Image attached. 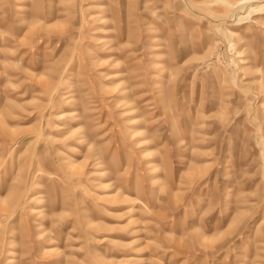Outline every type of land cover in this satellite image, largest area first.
<instances>
[{"label": "rangeland", "instance_id": "obj_1", "mask_svg": "<svg viewBox=\"0 0 264 264\" xmlns=\"http://www.w3.org/2000/svg\"><path fill=\"white\" fill-rule=\"evenodd\" d=\"M0 264H264V0H0Z\"/></svg>", "mask_w": 264, "mask_h": 264}]
</instances>
